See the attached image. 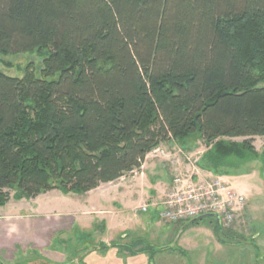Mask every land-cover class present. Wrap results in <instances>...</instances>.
<instances>
[{"label": "trees", "instance_id": "1", "mask_svg": "<svg viewBox=\"0 0 264 264\" xmlns=\"http://www.w3.org/2000/svg\"><path fill=\"white\" fill-rule=\"evenodd\" d=\"M34 53L40 77L0 71V206L86 195L172 141L215 176L264 161V0H0V55ZM132 242L99 246L157 256Z\"/></svg>", "mask_w": 264, "mask_h": 264}, {"label": "rangeland", "instance_id": "2", "mask_svg": "<svg viewBox=\"0 0 264 264\" xmlns=\"http://www.w3.org/2000/svg\"><path fill=\"white\" fill-rule=\"evenodd\" d=\"M44 61L45 57L38 53L8 57L0 55V71L10 77L23 78L27 67L33 64L36 75L40 77ZM242 141L243 139L233 140V142ZM254 145L259 153L264 154V137H256ZM206 151L207 147L203 142H188L185 146L171 142L162 144L149 157L147 167L144 164L140 170L127 174L117 182L101 185L97 190L86 195H63L54 191L36 199L18 200L15 192L12 191L10 202L5 206H0V256L6 264H36L35 261L39 257H46L59 264H67L81 255L78 252L84 254L88 247L98 244L101 240H106L107 244H111L109 233H103L107 222L110 226L116 227L110 228L115 234L113 242L120 241L122 244H130L131 241L140 239L143 241L142 245L151 243L150 245L156 251L159 248L161 251L160 246L166 245L161 243L168 241L156 240L153 243L150 240L153 238L151 233L143 231L139 223L145 218L141 215L144 213L139 211L142 205L135 204L128 207L129 212H126L123 205L129 206L136 193L139 198V191L147 194L146 199L149 197L145 203L162 200L174 187L175 177L182 178L183 182L188 180L184 183L192 182L190 179L197 175L185 173V166L195 160L200 162ZM176 166L178 172L174 170ZM197 166L200 168L199 163ZM201 170L210 172L205 169ZM230 177L232 178L224 182L238 193L245 186L243 195L247 198V204L238 214L233 228L228 229L235 233V237L226 238L217 235L214 229L215 222L218 221L216 217L205 219L197 226H189L191 222L189 221L173 230V237L180 234L184 226L185 231L190 227L195 230L183 234L179 240L181 247L180 245L178 248L175 246L177 243L175 240V248L171 247L173 251L165 252L161 256L158 254L156 264H253L250 261L253 259L252 254H249V250L246 251L244 241L251 242L255 239L253 234L257 232L262 234L260 237L256 236L259 238L256 241L260 252L264 255V161L245 165L239 171L231 173ZM211 178L202 177L198 182L201 183ZM159 182H164L163 187L160 188V194H155L154 188ZM153 193L155 197H150ZM137 201L140 203L139 199ZM120 213L123 215L115 217ZM58 226L67 227L68 230L56 233L54 239L49 241L48 247L40 248L41 243L50 240L49 236L54 234L53 231ZM124 226L127 227L130 235L128 239H123L122 235H118L120 228ZM202 226L205 228H201ZM198 232H202V235ZM179 234L177 237L180 236ZM184 238L188 239V243L183 240ZM121 249L120 247L114 249L118 255L120 254L117 256L121 264H147L148 255L130 259L125 254L126 248ZM178 250H186V254H180ZM126 251H132L131 247L129 246Z\"/></svg>", "mask_w": 264, "mask_h": 264}, {"label": "built area", "instance_id": "3", "mask_svg": "<svg viewBox=\"0 0 264 264\" xmlns=\"http://www.w3.org/2000/svg\"><path fill=\"white\" fill-rule=\"evenodd\" d=\"M187 182V181H184ZM177 179L162 200H152L140 207L146 214L155 213L173 225L213 215L225 229H231L247 204V198L231 189L220 176L207 181L184 183Z\"/></svg>", "mask_w": 264, "mask_h": 264}, {"label": "crops", "instance_id": "4", "mask_svg": "<svg viewBox=\"0 0 264 264\" xmlns=\"http://www.w3.org/2000/svg\"><path fill=\"white\" fill-rule=\"evenodd\" d=\"M171 143H175V142H171ZM183 148H185V147H183ZM153 153V152H152ZM150 154L148 157H147V159H146V163H145V166L147 167L148 165H149V162H148V160H149V157H151L153 154ZM192 159V158H191ZM178 162V161H177ZM174 163H176V161H174ZM198 163H199V161L198 160H195L194 162H192V163H189V164H187V166H185V173H193L194 175H197V176H195L194 178H191L190 180H192V182H198L199 180H200V178H202V177H208V178H210V177H213L214 176V174L213 173H211V172H206V171H204V170H201L197 165H198ZM145 168V167H144ZM175 171H179L178 170V168H177V166L175 167V169H174ZM184 175H186V174H184ZM184 175H178V176H180V177H182V176H184ZM197 177V178H196ZM224 181H226L227 182V180H229V179H231L232 177H230V176H220ZM176 178V180L177 179H179V180H183L182 178H179V177H175ZM199 178V179H198ZM206 179V178H205ZM175 180V181H176ZM188 181V180H187ZM164 183V182H163ZM163 183L162 182H159V183H157L156 184V186H155V194H157V193H161L160 192V188L162 189V187H163ZM173 184H174V182H173ZM244 192H245V186L242 188V191H240V193H242V194H244ZM139 198H138V195H137V193H136V195H134V200H132L130 203H129V206L128 205H123V208H126V212H129L128 210H130V208H128V207H131V206H134L135 204H137V205H144V204H146L145 202H146V200L149 198H147L146 199V193L145 192H143V191H139ZM154 193L150 196V197H155V196H153V195H155ZM247 194V193H246ZM124 199H125V197H124ZM137 199H139V201H140V203L137 201ZM141 207V206H140ZM125 212H123V214H124ZM137 213V212H136ZM122 213H120V215L119 214H116L115 215V217H119V216H122L123 215ZM125 215V214H124ZM141 215H144L145 216V218H144V220L143 219H141L140 221H139V223H140V225H142V229H143V231H145V232H148V233H151L150 235H151V237H153V238H151L150 240L154 243L156 240L157 241H159V242H162V241H170V240H172L173 238V240L170 242V243H161L162 245L163 244H166V245H163V246H160V247H162V250L160 251V255L159 256H161L163 253H165V252H170V251H173V249L171 248V247H174V241L175 240H177V239H179L180 240V238H182V236H183V234L185 233H187L188 231H190V230H195V229H193V227H190L188 230H186L185 231V229H186V227L184 226L183 227V231L179 234L180 236L179 237H173V230H175L177 227H179V226H183V224H177V225H173V224H165L164 222L162 223V221L161 220H158L159 218H158V216L155 214V213H153V212H150V213H146V214H141ZM114 217V216H113ZM110 218V217H109ZM135 221H137L136 219H135ZM157 221H159V222H157ZM107 222V221H106ZM157 222V223H156ZM138 223V222H137ZM75 225V224H74ZM73 225V226H74ZM73 226H71V228L73 227ZM113 226H110V224H108V222H107V227H105V230L103 231V233L104 234H108L109 233V235H110V239H111V242L110 243H112L113 241H114V237H115V234L113 233V231L110 229V228H112ZM113 228H116V227H113ZM201 228H205V227H201ZM68 230V228L67 227H65V228H60V226H58V227H56V229L53 231L54 232V234L52 235V236H49L50 237V240H47V241H45L44 243H41V246H40V248H43V247H48V245H50V242L49 241H51V239L53 240L54 239V237H55V235H56V233H58V232H61V231H67ZM120 232H119V234L118 235H122V237H126V238H130V235L128 234V232H127V227L126 226H124L123 228H120ZM198 230V229H197ZM203 230V229H202ZM123 231H125V232H123ZM200 231V230H199ZM175 232V231H174ZM200 235H202V232H198ZM103 234V235H104ZM186 243H188V239H186V238H184L183 239ZM137 241H140V239H138ZM101 242H103V243H105V244H107V241L106 240H101ZM132 242V241H131ZM134 242V241H133ZM132 242V243H133ZM173 243V244H172ZM182 243V242H181ZM151 243H148V245H150ZM107 245H109V244H107ZM178 245H180L179 247H181V244L180 243H178ZM39 247V246H38ZM38 247H36V248H38ZM157 248H159V246L157 247ZM183 248V247H182ZM118 255V252L116 251V250H110L106 255H104V256H102L100 253H98L97 251H93L92 253H90V254H88V256L86 257V259H85V263L86 264H121V262L119 261V255ZM142 256H144V255H142ZM141 257V256H140ZM137 258H139V257H137ZM149 261L150 260H148V262H147V264H149Z\"/></svg>", "mask_w": 264, "mask_h": 264}, {"label": "flooded vegetation", "instance_id": "5", "mask_svg": "<svg viewBox=\"0 0 264 264\" xmlns=\"http://www.w3.org/2000/svg\"><path fill=\"white\" fill-rule=\"evenodd\" d=\"M223 227V226H222ZM224 228V227H223ZM179 234V233H178ZM177 234V236H178ZM264 235V234H263ZM257 237H260L262 236V234H259L258 232L253 234V239L251 242L249 241H246V251L249 252V254H252V257L253 259H250L251 263H255V264H264V255L260 252V247H258L257 245V241L256 239L258 240L259 238H256ZM177 241V243H176ZM176 241H174L173 243L175 244V246L178 248V243H179V239H177ZM100 243H103V242H99L98 244L96 245H93V246H90L88 247L85 251H84V254H82L81 252H78V254H81L79 255L75 260L67 263V264H86L85 263V259L86 257L88 256V254L92 253L93 251H97L98 253H100L102 256L106 255L110 250H113V249H116V248H112L110 249L109 251H107L106 253L103 252L102 248L99 246ZM172 243V244H173ZM107 245V244H106ZM175 248V247H174ZM158 250V249H157ZM177 251V249H176ZM180 252V254H186V250H178ZM83 252V251H82ZM253 252V253H252ZM160 253V248L158 250V254ZM125 254L128 255V257L130 259H136L137 257H140L142 255H148V260L149 261V264H152V261H153V264H156V257L155 258H151L150 257V254L148 252H138V253H133L132 251H126L125 250ZM120 255V254H119ZM36 264H59V263H56L55 261L53 260H50L46 257H39L38 259H36L35 261ZM0 264H6L2 258V256H0Z\"/></svg>", "mask_w": 264, "mask_h": 264}, {"label": "water", "instance_id": "6", "mask_svg": "<svg viewBox=\"0 0 264 264\" xmlns=\"http://www.w3.org/2000/svg\"><path fill=\"white\" fill-rule=\"evenodd\" d=\"M202 218H203V217H202ZM195 220H197V219H195ZM195 220H194V221H195ZM194 221H193V222H194Z\"/></svg>", "mask_w": 264, "mask_h": 264}]
</instances>
